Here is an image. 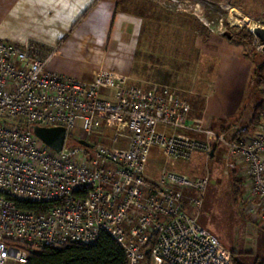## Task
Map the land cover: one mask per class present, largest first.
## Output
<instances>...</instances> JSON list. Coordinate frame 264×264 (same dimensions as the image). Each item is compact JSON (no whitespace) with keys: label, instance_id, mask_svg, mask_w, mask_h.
<instances>
[{"label":"built area","instance_id":"1","mask_svg":"<svg viewBox=\"0 0 264 264\" xmlns=\"http://www.w3.org/2000/svg\"><path fill=\"white\" fill-rule=\"evenodd\" d=\"M169 1L211 33L228 31L223 18L212 27L194 0ZM221 7L229 27L252 33L264 52L254 33L264 29V15ZM56 50L42 58L31 42L0 38V264H28L33 250L48 246L94 245L102 234L123 249L127 264H234L219 237L199 223L210 173L194 177L173 168L197 151L214 157L216 141L225 146L228 168L244 181L240 213L264 233V120L251 130L232 124L216 131L191 118L188 100L171 86L142 90L110 71L85 81L48 70ZM99 120L124 146L90 141ZM33 125L65 127L62 150L37 137ZM77 128L92 147L66 144ZM154 152L165 164L157 178L147 175ZM20 201L47 207L29 210Z\"/></svg>","mask_w":264,"mask_h":264},{"label":"rangeland","instance_id":"2","mask_svg":"<svg viewBox=\"0 0 264 264\" xmlns=\"http://www.w3.org/2000/svg\"><path fill=\"white\" fill-rule=\"evenodd\" d=\"M149 10L144 26L142 40L136 58L134 78L130 84L142 90L156 86L168 85L189 101V114L196 115L202 109L203 101L214 85L216 58L206 54V48L200 42L199 23L209 27L194 13L177 10L169 0H147ZM202 7L206 20L213 21L212 27L223 22L233 38L246 29L229 27V12L221 7L230 3L252 16L264 15V0H194ZM210 30V29H209ZM216 33V32H215ZM218 33V32H217ZM221 34V33H220ZM226 36V33H224ZM253 44V43H252ZM254 46V45H252ZM256 73L251 75L245 102L238 119L225 121L211 117L209 127L219 131L223 125L239 124L245 126L250 122L257 104L264 99V52L257 51ZM261 120H264L262 116ZM223 121V122H222ZM85 136L81 128L71 133L66 144L71 147L82 145L79 140ZM115 131L99 120L93 136L89 139L98 146L108 148L124 146L113 141ZM214 157L208 159L197 151L188 162L177 163L175 170L197 177L210 173V182L204 197V205L199 216V223L219 237L221 242L242 264H255L264 260V233L251 224L240 213V204L235 196L237 174L228 168L225 146L219 147L215 142ZM93 152V149L90 150ZM150 159L147 175L159 177L165 167L164 160L155 152ZM233 258V255H232ZM234 261V260H233Z\"/></svg>","mask_w":264,"mask_h":264},{"label":"crops","instance_id":"3","mask_svg":"<svg viewBox=\"0 0 264 264\" xmlns=\"http://www.w3.org/2000/svg\"><path fill=\"white\" fill-rule=\"evenodd\" d=\"M148 3L147 0H0V38L19 44L31 42L42 58L57 47L47 64L50 71L92 81L94 72L105 70L125 77L130 83ZM200 39L206 54L216 58L217 67L202 112L190 117L208 126L211 117L226 123L245 102L254 64L245 45L224 34L211 33L207 39L202 36Z\"/></svg>","mask_w":264,"mask_h":264},{"label":"trees","instance_id":"4","mask_svg":"<svg viewBox=\"0 0 264 264\" xmlns=\"http://www.w3.org/2000/svg\"><path fill=\"white\" fill-rule=\"evenodd\" d=\"M199 35L204 39H207L211 34V31L207 29V27L201 25L199 23ZM235 41H238L245 45L246 54L252 58L254 68L252 74L256 73V63H257V53L255 52L256 47L252 46L253 44V35L249 31H244L241 34L233 35ZM258 51V50H257ZM135 70V68H134ZM261 72L264 71V65L259 70ZM204 105V101L202 106ZM203 109V107H202ZM202 109L198 110L196 113L200 115ZM241 113L240 111L234 116L232 119H238L237 116ZM262 116H264V99L261 100L259 104L256 105L254 109L253 116L245 126L248 129H253L261 120ZM231 125H223L219 131L226 130ZM233 173H236L235 170H232ZM236 181V189L235 196L240 202L241 195L244 191V181L242 178L235 179ZM43 203L33 202V201H20V206L29 210H44L45 207L41 205ZM234 264H242L236 259L235 252L232 251ZM127 256L122 248L117 246L113 238L108 234H102L99 241L94 245H81L77 243H67L60 247H52L48 246L42 249H36L31 252V260L28 264H127ZM255 264H264V260L261 262H257Z\"/></svg>","mask_w":264,"mask_h":264},{"label":"water","instance_id":"5","mask_svg":"<svg viewBox=\"0 0 264 264\" xmlns=\"http://www.w3.org/2000/svg\"><path fill=\"white\" fill-rule=\"evenodd\" d=\"M254 33L264 41V29L257 28ZM226 36L232 37L229 32H226ZM33 131L37 137H39L44 143L50 146L55 151L59 152L62 150L66 141V129L63 126H42V125H33ZM79 142L86 146L92 147L93 144L87 140L80 139ZM214 153L212 152V155ZM146 264V263H145Z\"/></svg>","mask_w":264,"mask_h":264}]
</instances>
